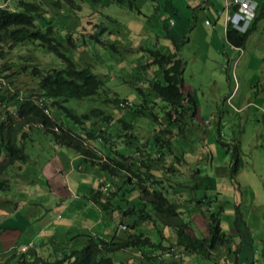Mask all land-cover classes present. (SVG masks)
<instances>
[{
  "label": "rangeland",
  "instance_id": "obj_1",
  "mask_svg": "<svg viewBox=\"0 0 264 264\" xmlns=\"http://www.w3.org/2000/svg\"><path fill=\"white\" fill-rule=\"evenodd\" d=\"M122 1L121 3L118 0H69V2L60 0L56 12L48 1L43 4L50 15L55 16L62 10L61 17L67 20L64 29L66 30V26L72 33L75 45L77 44L68 55L79 66H90L105 81L103 95L125 97L129 104H134L140 103L141 98L136 86L142 87L144 93H148L145 96L147 99L145 111L148 114L128 115L126 118L129 122L135 123L133 130L128 129L135 134L127 139L126 147L133 155L130 158L143 154L150 160L151 172L163 180V184L169 190L168 199L179 203L183 211V219L192 222L198 237L206 235V222L212 214L218 217L221 229L226 233L235 227L247 231V239L238 248L231 244L227 248V254L224 257L220 256L221 260L225 259L226 264H235L234 256L239 255L240 264H243V261L250 264L253 258L254 263L259 260L262 264L264 262L262 257L264 252V16L250 22L245 45L239 49L226 41L222 30L223 18L216 19L210 10L197 8L187 0L186 4L182 0H176L174 3L173 0H130L132 3L135 2L140 13L136 8L124 9V6H128L129 0ZM262 1L263 4L258 2L260 6L256 9L257 13L260 11L264 13V0ZM165 4L168 5V9L165 8ZM158 6L162 8V13L158 10ZM170 13L174 16L171 17ZM180 14H184L187 20L180 29H176L174 21L181 22ZM170 18L174 19L172 23ZM206 19L210 21V25L205 24ZM56 26L58 33L64 34L60 24ZM101 26L105 28L99 29ZM171 27L173 31H169ZM167 32L174 38L177 46L167 37ZM96 38L106 43L102 45ZM107 43H114L118 48H121L119 46L121 44L129 49H121L116 53L108 48ZM7 47H2L6 51L4 55L6 65H0V78L4 79V82L0 80V95H5V99L0 101V117L7 111L14 110L12 102L8 100V92L36 93V80L30 72L34 66L40 68L63 66L61 59L47 52L36 42L15 44L8 49ZM143 49H158L164 54L177 52L186 60L184 82L191 88L196 103L194 116H190L188 111L184 117L173 123V134L168 135L171 142L160 148L159 153H163L160 160L155 148L151 150L153 153L151 159V154L147 152L149 151L147 141L149 139V142H154L153 125L155 132L160 129L158 121L165 122L169 105L145 88L147 78L158 74L160 67L150 64L151 56ZM144 62L148 64L147 74L143 75V70H140L141 72L136 75L135 67ZM66 105L74 108L77 113L95 107L104 109L112 117L107 130L112 128L111 133L116 136L108 135V141L114 148L124 145L126 132L120 123L116 122L120 117H125V109L118 110L113 105L106 106L107 103L97 97L80 101L70 99ZM154 117L158 121L154 120ZM36 130L42 129H33ZM26 132L29 136L32 130ZM37 133L36 131L34 134ZM42 134L45 135L44 132ZM141 145L145 147L139 149ZM96 151L97 156L104 159L103 151L97 147ZM94 160L100 161V159ZM53 163L60 164V161L54 160ZM26 167L34 166L27 164ZM170 167L172 170L169 169ZM24 173L31 174L27 170ZM126 175L134 179L130 172H126ZM111 179L116 186L120 183L118 177L113 176ZM63 186L65 188V185ZM134 188L124 192L123 195L122 190H118L119 194L112 200L113 205L125 206L127 201V205H135V208H138L146 203L147 198L145 197V201L140 190ZM11 192L12 190L8 191L9 194ZM67 201H72V198ZM108 211L113 214L107 223L110 226V236L113 230H117L118 233L123 232L120 228H115L121 220L126 225L124 230H130L128 225L132 224V216L120 215L117 210L108 209ZM72 212L73 210L70 209L69 213ZM106 217L107 221L108 214ZM153 222L154 217L153 220L140 222L138 227L152 234L153 240L156 241L158 233L155 226L161 228L163 225L159 220L155 221V224ZM167 229L163 234L167 235L170 232ZM162 242L167 244L168 241L162 239ZM134 252L136 251H128L129 257L135 256ZM230 253L232 256H229ZM117 254L128 264L141 263L140 257L136 256L137 261L126 259L121 251L110 253V256L116 260ZM165 259L168 261L169 258ZM203 259V264L218 262L210 258Z\"/></svg>",
  "mask_w": 264,
  "mask_h": 264
},
{
  "label": "trees",
  "instance_id": "obj_2",
  "mask_svg": "<svg viewBox=\"0 0 264 264\" xmlns=\"http://www.w3.org/2000/svg\"><path fill=\"white\" fill-rule=\"evenodd\" d=\"M8 1L6 0L4 5H0V65H6L4 61L6 51L2 47L8 46V49L15 44L36 42L47 52L53 53L61 59L63 66L49 68L34 66L30 72L36 80V93L10 94L8 92V100L10 103L12 102L14 110L12 112L7 111L0 117V150L4 153L3 157H0V191H6L9 188L8 180L1 178V176L9 174L7 172L9 168L17 169L16 167L20 164L30 161L25 151V140L28 137L26 130L41 128L45 134L51 136L56 145L72 148L85 159H92L93 163L97 165L98 171L104 173L111 182L113 189H109L106 193L102 190L103 182L99 183L97 189L91 190L92 200L101 209L117 210L120 215H129L133 218L132 224L128 225L130 230L121 229L123 230L122 233L115 230V233L107 239L89 236L80 249L72 250L69 253L65 252L61 257L44 264H127L124 261L116 263L110 256V253L124 250L139 251L140 256L137 257H140V264H171L166 261L162 252L173 249V246H178L183 254H196L210 259L218 256L222 248H229L232 236L221 229L217 216L214 214L209 216L206 222L207 233L205 236L193 235L189 231L190 222L182 217L183 211L179 203L168 199L167 192L169 190L163 184V180L151 172L150 160L143 154L139 157L130 158L133 155L132 152L129 153L130 150L126 145L127 139L135 136L130 131L134 129L135 123L129 122L126 118L128 115L148 114L145 111V107H147L145 96L148 93H144L142 87L136 86L135 88L141 93V98H138L140 103L134 104H129L125 97L103 95L105 81L90 66H79L68 55V52L76 48L77 44L75 45L72 33L68 31L66 26V30L64 29V23L67 20L61 17L62 10L54 16L48 14L44 7L43 2L48 1L56 12L61 3L60 0H16L13 3L15 6H11ZM67 1L69 2V0ZM118 1L123 2L122 0ZM135 6L134 2L128 1V8L139 10L138 6ZM256 14L253 21L264 16L262 11L256 12ZM66 17L69 16L66 15ZM56 24H60L64 34L58 33ZM103 28L105 27L101 26L99 29L102 30ZM249 31L250 28L246 32L240 33L228 27L225 32V39L232 46L242 48ZM90 36L95 37L94 35ZM167 37L172 39L175 46L178 45L170 34H167ZM96 40L102 45L106 43L100 38H96ZM107 44L108 48L116 53L120 52L121 49H129V47L121 44H119L121 48H118L114 43ZM143 50L151 56L152 62L150 64L160 67L158 74L147 78L145 88L169 105L165 122L160 123L154 117V120L158 121L160 129L155 132L153 125L154 142H149V139L147 141L149 145L147 152L151 154V159L153 156L151 150L155 148L160 160L163 157V153H159L160 148L171 142L168 135L173 132V123L180 117H184L188 111L190 116H194L196 103L192 91L184 82L183 74L186 60L177 52L164 54L158 49ZM147 66V62L137 65L135 67L136 75L141 72L140 70H143V75L147 74ZM134 79L137 81L136 77ZM0 80L4 82L3 77ZM142 82L144 83L145 80ZM95 97L106 102V106L111 107L113 105L118 110H126L125 117H120L117 122L115 121L116 123L119 122L126 132L123 140L124 145L114 148L113 144L108 141V135L116 136L111 133L112 128L107 130L112 117L104 109L95 107L77 113L74 108L66 105L70 99L80 101ZM4 99L5 95L1 94L0 101ZM45 109H48V114L45 113ZM91 143H95V146H91ZM98 143L102 144L101 147ZM96 147L103 151L104 159L97 156ZM144 147L145 145H141L139 149ZM94 159H100V161L95 163ZM15 169L13 174L17 172ZM169 169L172 170L171 167ZM126 172H130L134 179L132 180L129 175H126ZM113 176L119 178L118 187L111 179ZM128 182L135 185H130ZM134 187L140 190L142 198H147L146 203L138 208H135V205L128 208L127 201H125L127 203L125 206L113 205L112 200L119 194L118 190H122L123 195L124 192L133 190ZM3 202L7 201L0 200V204ZM235 208L237 211V206ZM153 217L154 224L155 221L159 220L163 225L161 228L158 225L155 226L158 233V240L156 241L146 231L138 227L140 222L147 219L153 220ZM164 227L170 230V236L174 238V241L171 242L170 237L163 234L162 229ZM162 239L167 240V244H164ZM177 253L181 258L180 250ZM168 260L177 261L178 259L171 257ZM38 262L39 259L36 258L24 261V264H37Z\"/></svg>",
  "mask_w": 264,
  "mask_h": 264
},
{
  "label": "crops",
  "instance_id": "obj_3",
  "mask_svg": "<svg viewBox=\"0 0 264 264\" xmlns=\"http://www.w3.org/2000/svg\"><path fill=\"white\" fill-rule=\"evenodd\" d=\"M15 1L9 0L8 3L15 6L13 4ZM175 1L173 0V3ZM182 1L184 4L187 3L186 0ZM187 1L197 8L210 10L216 19L223 18L222 30L225 35V19L223 15L218 14V11L223 9L227 0ZM256 1L263 4L262 0ZM5 2L6 0H0V5H4ZM165 8H169L167 4ZM124 9L128 7L124 6ZM158 10L162 13V8L159 7ZM170 15L174 16L172 13ZM180 19L181 22L170 18L171 23L174 21L176 29H180V26L187 20L184 14H180ZM206 21L207 19L205 24H207ZM169 31H173V27ZM189 89L191 91L190 87ZM36 131H33L25 140V151L30 158L29 163L17 166L15 169L17 172L14 174V169L9 168L7 170L9 174L1 176L8 180L9 188L6 191H0V200L7 201L0 204V216H2L0 219V264H13L14 262L24 264V261L36 258L39 259L37 264H44L61 257L65 252L80 249L89 236L105 239L110 236V226L107 223L113 214L101 209L91 198V190L97 189L99 183L107 179L105 174L98 171L92 159H85L72 148L56 145L50 135L42 134V130L34 134ZM98 144L101 147L102 144ZM3 155L4 153L0 150V157ZM54 160L60 161V164H54ZM27 164H32L34 167L28 168ZM26 170L31 174L24 173ZM10 190H12L11 194L8 193ZM69 198H72V201H67ZM70 209L73 210L72 213H69ZM77 212L80 213L77 214ZM122 224L119 222L115 228L121 229ZM190 226L193 230L189 229V231L197 236L192 222ZM166 229L164 227L162 232L164 233ZM227 233L231 234V244L237 248L248 236L247 231L244 229L241 231L237 227L231 228ZM149 235L152 234L149 233ZM167 235L171 242L174 241V238L170 236L171 232ZM170 250L175 253L180 250L181 254V258H177V261L168 260L171 264H203L204 257L196 254H183L178 246L164 250L162 254ZM226 251L227 249L222 248L218 256L212 258L213 261L218 260L214 264H226L225 259H220V256L224 257L227 254ZM121 252L124 253L126 259L131 258L137 261V254L132 253L135 256L129 257L128 250ZM229 256L232 254L230 253ZM234 257V263L240 264V256ZM262 257H264V252H262ZM116 260V263L124 261L123 257L118 254ZM243 264H248V262L243 261ZM250 264H260V262L258 260L254 263L253 258Z\"/></svg>",
  "mask_w": 264,
  "mask_h": 264
},
{
  "label": "built area",
  "instance_id": "obj_4",
  "mask_svg": "<svg viewBox=\"0 0 264 264\" xmlns=\"http://www.w3.org/2000/svg\"><path fill=\"white\" fill-rule=\"evenodd\" d=\"M258 2L256 0H227L223 6V9L218 11L219 15H223L225 19L224 27L225 32L228 27L235 29L240 33H244L249 28L250 22L256 16V9ZM207 25H210V21H206ZM241 49V48H239ZM45 113H49L48 109H45ZM109 189H113L111 182L108 179L103 180L102 190L106 192ZM121 229H125V224H122ZM140 256V252H135ZM165 258H179V255L170 250L163 255Z\"/></svg>",
  "mask_w": 264,
  "mask_h": 264
}]
</instances>
